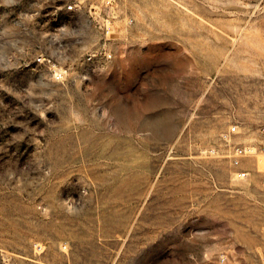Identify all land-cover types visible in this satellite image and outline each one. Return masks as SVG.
I'll list each match as a JSON object with an SVG mask.
<instances>
[{
    "label": "rangeland",
    "instance_id": "1",
    "mask_svg": "<svg viewBox=\"0 0 264 264\" xmlns=\"http://www.w3.org/2000/svg\"><path fill=\"white\" fill-rule=\"evenodd\" d=\"M67 2L0 0V264H264V0Z\"/></svg>",
    "mask_w": 264,
    "mask_h": 264
},
{
    "label": "built area",
    "instance_id": "2",
    "mask_svg": "<svg viewBox=\"0 0 264 264\" xmlns=\"http://www.w3.org/2000/svg\"><path fill=\"white\" fill-rule=\"evenodd\" d=\"M121 2L122 0H68L65 8L75 13L80 11L84 5L88 6L91 15V23L105 35H110L113 31V24L117 18V14L115 13L116 8ZM128 23L131 24L132 20H129ZM105 56L109 59L112 57V54L105 52ZM53 71L56 79L61 80L64 77L65 73L63 69L55 66ZM232 131H235V129ZM225 136L227 137L228 135ZM255 153L256 150L253 146H235L228 156L232 159L233 165L236 167L241 165L244 158L251 157ZM248 174L249 173L245 170L237 172V175L241 178L248 177Z\"/></svg>",
    "mask_w": 264,
    "mask_h": 264
}]
</instances>
